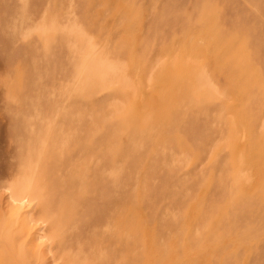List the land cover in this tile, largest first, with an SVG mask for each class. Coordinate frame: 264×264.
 Instances as JSON below:
<instances>
[{
	"label": "rangeland",
	"instance_id": "374dc122",
	"mask_svg": "<svg viewBox=\"0 0 264 264\" xmlns=\"http://www.w3.org/2000/svg\"><path fill=\"white\" fill-rule=\"evenodd\" d=\"M70 43L88 76H60ZM205 50L209 121L166 123L186 85L160 75ZM170 258L264 264V0H0V264Z\"/></svg>",
	"mask_w": 264,
	"mask_h": 264
},
{
	"label": "crops",
	"instance_id": "0c3cea01",
	"mask_svg": "<svg viewBox=\"0 0 264 264\" xmlns=\"http://www.w3.org/2000/svg\"><path fill=\"white\" fill-rule=\"evenodd\" d=\"M65 16V15H64ZM176 42L175 39H172L169 42V46H172L174 43ZM71 44V43H70ZM228 47H230L231 43H227L225 44ZM70 46V45H69ZM132 51H136L137 49L139 50V46H132ZM220 49V48H219ZM78 50H76V48L73 46V44H71V47L68 48V50L65 49H61V51L58 53V58L64 57L66 55V57H68L69 59L71 57L72 60L70 59V65L69 68L67 69V72H60V76H66L67 74L71 75V74H77L80 72L79 76H88L90 71H81L79 70V68H82V66L84 65L85 67L82 68L83 70H85L87 68V70H90L92 68H94V65H96V62L94 64V60L96 57V53L97 51L95 49L92 48V50L90 51L89 54H83L80 57L76 56V52ZM203 53L198 57L201 61L202 64L200 63V61L198 62L197 66L191 65V64H180L179 66H175L172 69H168L166 71H164L160 76H163L162 78H160V83H165V82H170V84H173V82L176 83V90L178 88L179 85L185 84L186 85V89L184 91H182L181 93L177 94L178 97L174 98V100L169 101L170 104H166L163 105L161 104L160 108L155 107L154 110L155 111H159L163 108L167 109L169 108L168 112H167V116H164L165 118V122L166 123H170V124H174L175 122H177L178 124L180 123L184 128H186V125H189L192 123V118H194L196 121H200V122H206L208 120V118L206 117V114H203V116L200 115L199 116H192V111H193V105H199L200 109L201 106L206 105V102H203V96L200 95V93L198 92V85L199 83H203V82H209V77L207 76H203V71L206 69V67L208 66V63H214L216 62V64L218 63V65H220V62L222 61V58L220 57L219 52L217 53V55H212L210 60L206 57V50L202 51ZM57 58V59H58ZM20 69L22 71H25L28 67H32L34 65V61L32 60H26L23 63H19L18 64ZM221 65H223V63L221 62ZM101 66V65H100ZM102 67L105 68V64H102ZM224 67V65H223ZM227 68L229 70H231L230 74H233V65L231 66H227ZM128 70L124 69V73L121 74V78H122V84H125L128 82ZM108 74H106V72L102 73V80L105 81V83L103 84V87L107 86L109 83H111L113 81V77H110L112 75H110L109 72H107ZM99 76V77H100ZM104 76V77H103ZM216 78H222L223 81L230 82V81H235L236 78L238 76H215ZM129 84V82H128ZM132 85V84H131ZM175 90V91H176ZM117 92V91H115ZM249 92V91H248ZM244 93L243 101L246 102L248 100V102H253L248 99V95L249 93ZM78 93H81L80 90L78 91ZM134 96V93H132ZM126 94L124 92H121L120 94L114 93V96H117L118 99L121 98H125ZM139 95V94H137ZM136 95V96H137ZM134 99V97H133ZM136 100V99H134ZM251 104V103H250ZM160 105V104H159ZM172 105V106H171ZM152 106H154V103H152ZM213 107L217 108V105L213 104ZM172 107H175L174 110L172 109ZM182 108H185V110H183ZM153 109V108H151ZM164 109V110H165ZM129 110L133 111L135 113H137V117L142 116V118H145L144 114H149L148 109H146L141 102L137 101V102H133L132 104H130L129 106ZM151 117V115H150ZM163 118V119H164ZM255 123L258 122V120L256 118L253 119ZM195 121V122H196ZM209 121V120H208ZM220 122H224L223 119L220 120ZM158 123V121H157ZM187 137L190 136V134H188V132H186ZM166 142V141H164ZM234 145V144H233ZM240 150L241 153L243 154L244 148L242 146H240ZM203 153V152H202ZM184 257L186 258V255L184 253ZM169 264H174V260L172 258H170L169 260ZM180 264V262H179Z\"/></svg>",
	"mask_w": 264,
	"mask_h": 264
},
{
	"label": "bare ground",
	"instance_id": "6f19581e",
	"mask_svg": "<svg viewBox=\"0 0 264 264\" xmlns=\"http://www.w3.org/2000/svg\"><path fill=\"white\" fill-rule=\"evenodd\" d=\"M21 202V201H20ZM27 202V201H26Z\"/></svg>",
	"mask_w": 264,
	"mask_h": 264
}]
</instances>
